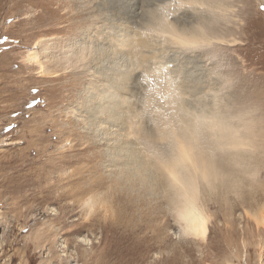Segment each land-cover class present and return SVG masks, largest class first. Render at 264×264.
<instances>
[{
    "label": "rangeland",
    "instance_id": "1",
    "mask_svg": "<svg viewBox=\"0 0 264 264\" xmlns=\"http://www.w3.org/2000/svg\"><path fill=\"white\" fill-rule=\"evenodd\" d=\"M64 1L0 0V264H264V225L253 220L264 221V0H249L247 13L248 0L236 4L239 44L206 55L154 37L139 63L119 35L131 36L161 0H73L77 19L64 15ZM157 68L185 110L235 114L226 122L241 124L248 143L228 146L226 157L207 143V158L228 174L215 189L201 185L205 240L182 232L167 186L150 177L158 171L137 175L138 184L127 165L145 157L127 120L141 111L144 72ZM116 110L124 121L108 119Z\"/></svg>",
    "mask_w": 264,
    "mask_h": 264
},
{
    "label": "bare ground",
    "instance_id": "2",
    "mask_svg": "<svg viewBox=\"0 0 264 264\" xmlns=\"http://www.w3.org/2000/svg\"><path fill=\"white\" fill-rule=\"evenodd\" d=\"M72 1L73 0H69L68 2L67 1L63 2V7H65V9H66V12L64 15H68V17L70 16L69 13L71 11H73L72 10L73 5H71V7L69 6V4H73ZM238 2L240 3L241 1L240 0H161L157 3L151 4V6L148 9H146L144 12H142L143 18H140L141 20L137 21L136 29L134 28L135 30L131 36H129L131 34V32L129 35H127L128 32L126 31V32H123L121 35H119V37L121 36L120 38L125 37L124 40L122 39V41H123L122 43L119 42L118 39L114 38V40H118V42L121 43L118 46L121 47L122 49H124V47L128 49V47H129L130 50L128 49L129 53H128V51L126 52L127 55L131 56L134 61H138V63H139V61L142 62L143 60L148 59L150 57V56H148L149 53L146 54L147 49H149V46H150V45H148V41L154 37L156 39H159V40L162 39L163 41L167 42L169 45H171L177 49H181L182 51H184V53H186V52H190V53L195 52L196 53V51L200 50L204 54L208 55L212 51L216 52V50H218V49L220 50V48H222L223 46H233L237 43L238 40L236 38H234L233 31L241 23V19L239 20L237 18L239 12L237 13L238 7H236V4H238ZM189 3L198 4V5H201V7L198 9H191V8L182 7L183 5H186ZM251 4L252 3L249 0H248V2H246V4L243 3L244 7L241 8V10H240L241 13H243V12L247 13L248 11H251L252 10ZM68 8H69V10H67ZM181 12H184L187 14L191 13L192 15H195V18L193 16L195 21L191 24L188 22H185V21L183 23H180V24L177 23V21L175 19H176V17H178L177 14H179ZM211 14H213L215 17ZM81 16H82V13L77 12V13H74L70 17L77 19V18H80ZM182 18H183V16H182ZM247 18H249V17H247ZM80 21H82V20H80ZM131 21H132V19H131ZM76 24H77V22H76ZM128 24H129V22H128ZM134 26H135V24L133 25V27ZM230 27H231V30L228 31V29ZM123 30L125 31V28ZM239 31H242V30H239ZM185 32L202 35L210 43L208 44V46H201V47H197V48H194L191 50H184L183 48L177 47L175 45V42H174V36L179 35L182 37ZM117 37H118V35H117ZM55 38H56V36L53 37L52 35L48 38H43V43L46 45H50L49 43L51 41H54ZM114 40H113V42H115ZM151 42H153V41H151ZM185 43H187V41H185ZM237 44H239V43H237ZM154 49H156V48H154ZM215 56L216 55H210L209 59L212 60ZM145 62H147V61H145ZM135 65H136V63H135ZM144 66H145V64H144ZM163 66H165V65H163ZM158 67H159V65H158ZM166 68H167V66H166ZM134 70H136V69H134ZM165 72L163 69H158V70H152L151 69L147 72H144V77L148 80V88L144 86L145 88H147V90H146V93L144 95L145 98L143 99V97H142L143 104L141 106L142 107L141 111L135 110L132 113V115L129 117V119L127 120V121H129V124L127 126V130L129 132V135H131L132 138L135 137L136 140L139 139L141 142H143V145L141 148L142 149L144 148V150L141 152V154L145 155V157L143 156L144 158L135 159L133 162L127 163V165L131 164L133 166L131 171L133 172V176L135 175V178L137 177V175H139V174L143 175V173L145 171H148L149 169L151 170L152 168L155 169L156 171H158V167L156 166L155 162L150 160L148 158V156L146 155L145 144L148 140H151V139H154L157 137L158 132H159V127L167 126L172 121H175L176 123L186 122L187 117H191L193 120V123H195L197 120H199L203 125L204 135L207 138L206 144L209 143L212 146H216L217 149L221 150V153L224 157H226L227 152H229L228 146H230V147L232 146L233 148H237V147H240L243 145L245 146L248 144L246 142L247 140L244 138L243 135L237 134L239 131V127H241V124H235V123L230 124V123H228L229 121L231 122V120L233 122L232 118L235 116V114L233 115V117H230L231 120H228V118H227V120H225L220 115L217 116V114H216V117H215V115H213L214 116L213 117L211 114H209L210 117H209V115L207 117L205 115H200L202 113L198 114L195 111L188 112L187 110H185V107L182 103L183 100L181 99V94H180L181 92L180 93L178 92V87H176V85L173 84L172 81H170V79L165 75ZM121 73H120V75H122ZM126 73H128V72H126ZM130 73H132V72H130ZM123 75H125V74H123ZM133 76H131V77H133ZM118 77H120V76H118ZM128 79H129V77H128ZM121 81H122V79H121ZM118 82H120V81H118ZM143 84H144V82H143ZM134 86H137V85H134ZM140 87H141V85H140ZM141 89H144V88L142 87ZM116 91H117V89H116ZM116 91H114V92H116ZM118 93L120 94V92H118ZM140 93H142V91ZM126 101H127V99H126ZM99 103H101V102H99ZM111 104H112V102H111ZM119 104H122V101ZM132 105H134V104H132ZM121 106H119L118 109L117 108L116 109L118 111L123 110V109H121L122 108ZM126 107H128V105ZM107 109H105V110H107ZM118 111L116 113L112 112V116H109L108 119H112L115 121H120V120L124 121V120H122V115ZM105 112H107V111H105ZM141 112L148 113L147 115H149V117H150L149 119L152 122V128L149 132H146V130H144L142 125L140 124V120L142 121L143 114H144V113L141 114ZM229 113L230 112H228L227 114L229 115ZM94 116H93V118H94ZM98 116H99V114H98ZM231 116H232V112H231ZM235 118H236V116H235ZM147 119H148V116H147ZM222 119H223V121H222ZM226 121H228V122H226ZM247 121L248 120H246V121L244 120L242 122V124H244ZM140 141H138V142H140ZM209 144H207V145H209ZM207 150L208 149H206L204 154H203V158H204V160L207 161V166L209 169V175H208L207 179H205V177L203 175H201L199 172H194V176H196V178H197L194 182V188L195 189H193V187H190L188 185H184V186H177L175 188V190L170 191V192L168 191V189L166 190V193L168 194L167 197L169 198L170 203L173 205V207L175 209L177 221L181 227L182 232L187 236H192L193 238L202 239V240H205V238L207 236V235L206 236L204 235L203 230L206 229L208 232L209 221H208V216L206 214L205 207H204V204L202 201L203 194L201 192V188H202L201 185L215 189V187L220 185V183L217 182V180L220 179L221 177H224L226 174H228L225 170H222L219 167L218 161H217L218 164H215V163L211 162V159L207 158ZM243 151H245V150H243ZM216 153L217 154L215 156H218L219 153L218 152H216ZM232 156H234V155H232ZM216 158H218V157H216ZM119 163L123 164V162H119ZM228 166H230V165H228ZM153 175H155V174H153ZM233 178H234V176H233ZM142 179L143 178H141L139 176L135 180L134 179L133 180L137 181L138 184H140V183H142ZM133 182H131V183H133ZM153 186H157V184H153ZM206 189H208V188H206ZM86 204H88V203H86ZM92 206H93V204H91L90 209ZM93 207H95V206H93ZM253 220L255 221V223L257 225H259V224L264 225V221H263L262 216H260V217L254 216ZM205 221L207 223H204Z\"/></svg>",
    "mask_w": 264,
    "mask_h": 264
},
{
    "label": "snow or ice",
    "instance_id": "3",
    "mask_svg": "<svg viewBox=\"0 0 264 264\" xmlns=\"http://www.w3.org/2000/svg\"><path fill=\"white\" fill-rule=\"evenodd\" d=\"M182 7L198 9L201 5L189 3ZM261 9L264 10V5ZM174 42L177 47L184 50L208 46L210 43L202 35L189 32H185L182 37L174 36ZM206 141L202 123L199 120L193 123L191 117H187L186 122L172 121L167 126L159 127L157 137L145 144L146 155L158 167V174L150 173L153 182L159 187L167 186L169 192L175 190L177 186L184 185L195 189L194 182L197 178L194 172H199L205 179L209 175L207 161L203 158L207 148ZM207 155L212 156L214 152L208 149ZM203 231L206 236L207 230Z\"/></svg>",
    "mask_w": 264,
    "mask_h": 264
}]
</instances>
